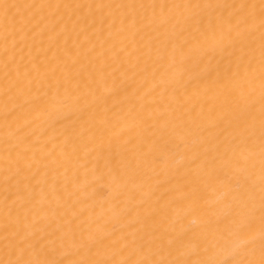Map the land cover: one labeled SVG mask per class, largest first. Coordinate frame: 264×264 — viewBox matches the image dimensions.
<instances>
[{
  "label": "bare ground",
  "instance_id": "obj_1",
  "mask_svg": "<svg viewBox=\"0 0 264 264\" xmlns=\"http://www.w3.org/2000/svg\"><path fill=\"white\" fill-rule=\"evenodd\" d=\"M0 264H264V0H0Z\"/></svg>",
  "mask_w": 264,
  "mask_h": 264
}]
</instances>
